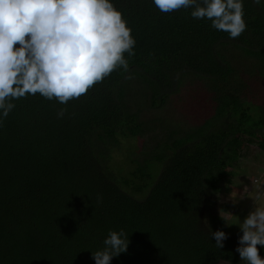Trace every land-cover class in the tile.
<instances>
[{
  "label": "trees",
  "instance_id": "1",
  "mask_svg": "<svg viewBox=\"0 0 264 264\" xmlns=\"http://www.w3.org/2000/svg\"><path fill=\"white\" fill-rule=\"evenodd\" d=\"M110 2L135 40L128 71L66 104L27 95L0 117V264H95L91 253L120 230L129 245L110 264H239L240 235L225 232L219 249L204 212L245 148L264 153V111L243 98L232 60L263 73L264 0H242L246 30L236 39L191 9ZM189 77L211 94L207 117L184 127L145 118Z\"/></svg>",
  "mask_w": 264,
  "mask_h": 264
},
{
  "label": "clouds",
  "instance_id": "2",
  "mask_svg": "<svg viewBox=\"0 0 264 264\" xmlns=\"http://www.w3.org/2000/svg\"><path fill=\"white\" fill-rule=\"evenodd\" d=\"M153 3L166 14L191 9L192 18L210 20L212 28L228 33L231 39L246 30L242 0ZM126 24L110 0H0V117L6 118L14 109L12 101L27 95L66 104L118 68L128 71L124 54L134 55L135 40ZM65 112L60 109L57 117ZM239 229L242 235L235 251L240 260L264 264L257 247L264 248V207L251 210ZM209 234L222 249L226 233L210 230ZM103 244L102 250L91 253L95 264H110L127 251L129 240L123 230L109 231ZM221 264H231V260Z\"/></svg>",
  "mask_w": 264,
  "mask_h": 264
},
{
  "label": "rangeland",
  "instance_id": "3",
  "mask_svg": "<svg viewBox=\"0 0 264 264\" xmlns=\"http://www.w3.org/2000/svg\"><path fill=\"white\" fill-rule=\"evenodd\" d=\"M232 60L235 72L245 75L243 98L264 111V71L261 74L257 69H251L253 61L249 58L233 56ZM207 90L204 81L193 77L186 78L162 110H149L145 113V118L158 116L161 121L167 120L182 127L183 123L193 125L192 123L200 122L211 110V94ZM140 143H137V147ZM126 148L128 145L122 143L121 148L115 151V166H123L124 157L127 155ZM231 175L227 186L221 182L219 193L214 194L212 200L207 203L204 221L214 231L231 232L228 234L241 236L239 226L243 219L254 208L264 207V153L255 145L245 148L233 166ZM223 211L232 215H226ZM239 264L246 262L241 260Z\"/></svg>",
  "mask_w": 264,
  "mask_h": 264
}]
</instances>
